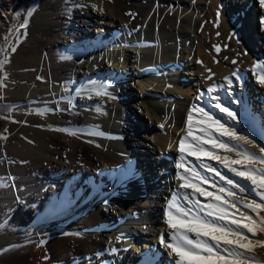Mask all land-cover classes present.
Returning <instances> with one entry per match:
<instances>
[{"label":"bare ground","instance_id":"1","mask_svg":"<svg viewBox=\"0 0 264 264\" xmlns=\"http://www.w3.org/2000/svg\"><path fill=\"white\" fill-rule=\"evenodd\" d=\"M89 17L104 25L95 35L85 21ZM25 20L27 28H20ZM262 20L259 0H0V61L7 58L0 68V102L35 105L33 113H20L7 124L0 176L11 186L3 194L9 204L22 206L18 219L24 223L55 197L79 205L70 218L39 234L46 246L39 253L31 246L19 264H175L160 237L170 242L168 202L191 189L180 187L184 181L178 173L192 177L194 168L203 172V162L226 174L217 161L206 156L198 161L179 150L182 137L186 147L195 143L186 130L192 105L207 109L214 101L202 94L218 86L213 95L238 120L218 110L214 115L253 142H240L243 149L231 153L205 146L221 158L239 159L244 149L260 155L264 147V85L259 82L264 68L258 67L264 64ZM143 26L145 41L139 35ZM134 71L140 72L135 83L141 112L158 125L152 136L142 132L138 115L137 121L131 119L126 80ZM105 91L108 95H97ZM97 96L100 102L94 101ZM199 119L193 111V135H203ZM208 173L207 183L225 186ZM229 179L245 188L243 193L234 189L237 206L260 203L247 181ZM138 242L148 249L137 257ZM258 253L264 256V250Z\"/></svg>","mask_w":264,"mask_h":264},{"label":"snow or ice","instance_id":"2","mask_svg":"<svg viewBox=\"0 0 264 264\" xmlns=\"http://www.w3.org/2000/svg\"><path fill=\"white\" fill-rule=\"evenodd\" d=\"M259 4L261 8H264V0H259ZM28 15H32V11H29ZM129 15L131 14L129 13ZM219 17L220 13L217 12V22ZM261 23L264 24V20ZM20 28H27V20L20 25ZM214 47L219 52V47ZM11 51L15 52L16 48L12 47ZM4 63H7V58L0 61V68ZM233 63L236 61L233 60ZM258 67L264 68V64L258 65ZM208 71L211 73V69ZM233 76H237V73H233ZM207 79L211 80L212 75H209ZM259 82L264 85V76L260 77ZM229 85H231V81H229ZM217 87L212 85L208 87L206 93L202 94L208 95L210 101H214L208 105L207 109L196 104L190 108L186 120V130L188 136H192L195 143L186 147L185 139L187 137H182L179 141V150L182 154L187 152L189 156L196 157L198 161L202 156L217 161L235 177L248 181L252 186V191L257 192L262 202L257 203L253 200L243 205L252 213H256V218L246 212H241L237 207V193L234 189H239L243 193L245 188L236 180L222 175L210 164L201 162L199 168L203 172H198L194 168L192 177L178 173L177 178L184 181L180 187L191 188L192 192L183 196L188 206L180 203L175 194L168 202L165 223L171 230L169 233L170 242H166L163 235L160 237L161 245L170 250L168 255L175 257V264H249V261L255 257L246 255V253L254 252L257 245L264 247V240L253 241L249 235L245 234H251L253 237L264 234V216H260V212H264V191H260L264 189V168L255 167L257 163L264 164V147L259 148L260 155L244 149L238 153L239 159H232L227 155L221 158L215 151H210L205 147L211 145L212 149H224L231 153L237 148L243 149V144L240 142L253 143L247 136L238 134L235 128L228 127L214 115V110H218L229 120H238L237 114L221 102V97L213 95L217 91ZM97 95H108V93L106 91L98 92ZM200 98L198 97V99ZM193 111L200 114V119L196 123L200 126L199 132L203 135H193ZM4 138L6 139V137ZM183 159L184 156L181 155V160ZM236 165H241L244 170H238ZM181 166V164H177V168ZM209 171L218 176L220 181L225 182V186L219 187L217 190L221 193L220 195L200 187L201 183L208 182L209 177L204 172ZM212 187H216L215 181H213ZM196 193L206 198L210 197L211 201L201 204L200 200L195 198ZM173 208L176 209L175 214L172 212ZM237 213H239V218L236 216Z\"/></svg>","mask_w":264,"mask_h":264},{"label":"rangeland","instance_id":"3","mask_svg":"<svg viewBox=\"0 0 264 264\" xmlns=\"http://www.w3.org/2000/svg\"><path fill=\"white\" fill-rule=\"evenodd\" d=\"M182 16L183 15H181L180 18ZM98 17H99V14H98ZM85 21H87V24L91 27V33H93V35H95L96 28L101 27V25L104 26L103 24H101V21H99V19H96V18H92V17L85 18ZM179 21L180 19L176 20V23H175L176 27L178 26ZM144 29L146 30V26H143L142 28L139 29V35L142 41H145L144 39H145L146 34H145ZM100 32L104 34L105 29L102 28ZM152 32H154V34L156 33V36L160 35V33L157 31H152ZM80 34L84 40H87L86 34L83 31L80 32ZM17 40H15L12 43V47H15V48L17 47ZM157 50L159 52L160 50L159 47L157 48ZM65 53L67 55H70L71 52L66 51ZM158 54L161 55L160 52ZM139 74L140 72L134 71L132 72V78H130V80L128 79L126 80L129 86V89H127V93L129 96L132 97V102H133L131 104V110H132L131 119L135 121L137 119L136 115H138L140 117L138 121L141 122L142 132H149L150 136H152V134L156 130H158V125L152 124V122H149L148 118L144 116L141 112L144 109L143 103H142V94L140 93V90L136 84L137 83L136 79L138 78ZM1 87H2V77H0V88ZM154 89L155 88H152V91H154ZM94 101L100 102L101 99L97 96L95 97ZM34 106H35L34 104L24 106L23 104H20V103L5 104L3 102L2 103L0 102V144L5 140L4 137H6L7 124L10 121H15L20 115V113H22V115H29L31 114V112L33 113ZM257 107L261 108L260 105H257ZM124 122H125L124 125L126 128L131 126L129 123V120H127V117H125ZM165 154H166V151H164L163 155L165 156ZM135 161H137L138 163L142 162L141 158H139L138 156L135 158ZM174 168H176V166H173V169ZM225 171H226L225 175L229 176V178L230 176L231 177L234 176L232 173L228 172L226 168H225ZM247 183L252 189V186L250 185V183L248 181ZM10 186H11V181L9 180V178L0 176V264H19V259H21V257L26 255L27 250L31 246L35 247L34 248L35 252H38V253L41 252L42 249L46 246L47 241L43 239L39 240L38 239L39 234H43V233L50 231V229L53 226L70 218L76 212V209L79 206L78 204L73 205V206L65 204L63 199H60L58 201L57 198L55 197V199L47 203V206L43 205L41 206L40 209L36 210L37 212L35 211V212L30 213V221L27 223H24L22 222V220L18 219V211L19 209L22 208V206H18L17 204H13V205L9 204L3 194L10 188ZM200 187L206 189L209 192H216L218 195L221 194L217 191L219 188L217 184H216V187H212V183H205V184L201 183ZM260 191H264V189ZM191 192H192V189H187V194ZM254 193H255V197L261 203L262 201H261L260 196L257 195V192H254ZM195 198L200 200L201 204H207L211 201L210 197L206 198V197L200 196L199 193L195 194ZM178 199L180 201H183L184 205H185V202H187L183 199V196H181V194L180 196H178ZM22 203L25 206L28 204L26 200H23ZM243 205L244 203H241V206H237L240 209V211L246 212L248 215H252L254 218H256V213H252L250 210L244 208ZM185 206H188V205L186 204ZM230 211H235V210H230ZM236 216L237 218H239V213H237ZM260 216H262L261 212H260ZM245 234L249 235V238L252 239L253 241H255L257 238L260 237V234H258L255 237L251 236V234H248V233H245ZM263 237H264V234H262V237L259 239L264 240ZM150 244L152 245L153 243L150 242ZM137 246L138 247L134 253L135 254L134 256H137V257L140 256L144 252L145 248L148 249V244L144 245L142 242H138ZM258 250L259 251L264 250V247L257 245L254 249V252L246 253V255L255 257V259L249 261V264H257V262H260V264H264V256H261L258 253ZM104 252L108 253V251L106 250ZM41 260L42 262H47L48 256L43 255V257H41Z\"/></svg>","mask_w":264,"mask_h":264}]
</instances>
